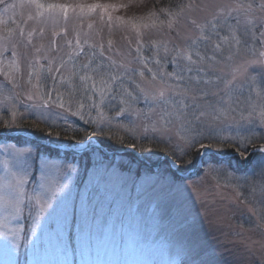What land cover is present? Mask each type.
Listing matches in <instances>:
<instances>
[{
	"label": "rangeland",
	"instance_id": "rangeland-1",
	"mask_svg": "<svg viewBox=\"0 0 264 264\" xmlns=\"http://www.w3.org/2000/svg\"><path fill=\"white\" fill-rule=\"evenodd\" d=\"M44 2L70 6L104 4L115 7H110L107 12L99 9L89 12L87 7L81 12L80 7H69L67 19L62 12L56 10L45 13L46 17L51 18L47 19L46 24L38 25L35 21L27 20L28 15L34 13V9L19 7L21 3H26V0H5V4H15L17 7L5 12L4 5H0V20L6 21L0 23V34H4L6 28L16 30L17 25L25 27L26 33L33 27H45L44 36L41 38L37 33L33 40L36 46L47 47L55 39L61 46V53H66L76 50V40L79 39L86 52L80 57L79 63L88 59L87 54L91 52L89 45L94 46L97 51L102 45L106 56L137 70L141 68V65L135 62L137 32L142 34L143 47L140 55L153 59L156 55L150 50L153 40L168 43L169 49L173 44L183 48L184 40L176 39L175 33L180 31L181 37L193 35L190 29L169 30L166 17L161 15L157 19L151 15L158 13L162 7L179 3L180 0L170 2L172 4H157V7L149 9H146L145 5L144 8H139L138 12L131 11L130 5H144V0ZM109 16L112 17L110 22ZM13 20L16 21L15 24L12 23ZM53 32L58 35L53 37ZM68 41H71L72 49H69ZM249 46L254 47L256 55L264 50L259 43L253 46L251 39ZM6 55L10 56V53ZM160 55H164L163 50ZM172 55L174 53L169 54V60ZM224 55H228L227 45ZM253 58L251 51L242 45L232 63L235 66ZM149 66L154 70L156 68L154 64ZM160 67L165 71H173L171 65L162 64ZM259 70V65H252L247 73L249 80L246 81L243 76L237 79V110L217 122L215 135L218 139L202 140V143L212 146L201 149L199 144L191 148L183 145L179 141L175 126L166 134L151 131L145 133L143 125L146 121L143 118L136 119L127 115L115 117V112L118 111L115 105L118 100L113 101L111 105L106 102V116L115 118L110 124L103 126V133L96 130V124H85L78 117L54 104L47 109L26 108V105H39L43 101L36 98L28 101L25 98L29 91L35 95L36 88L33 85L37 84L35 79L32 85L26 83L25 66L23 78L17 77L20 80V88L11 89L9 85L0 90V175L4 174V162L7 161L11 165L16 153L29 148L32 150L30 177H33V174L34 177H39L43 164L51 166L57 160L74 162L79 170L68 180V194L58 200L49 215L45 212L39 220L36 235L32 236V240H35L40 235L41 228H44L46 238L42 247L34 254L32 244H25L22 240L20 249L11 257L0 238V264H10L12 260H18L19 264H181L184 260H187L188 264H264V203H261L260 197V185L264 181L259 175L262 154L248 153L264 146V123H261L257 115L249 117L248 105L244 103L249 95L248 85L252 83L251 77H256L253 88L260 85ZM229 71L224 63L217 66L218 73L231 79ZM134 80L145 88L159 87V82H149L150 74H147L144 80L139 76L134 77ZM0 82H5L3 75H0ZM241 84L243 88L240 87ZM252 98L253 102H259L255 93ZM136 107L143 109L144 105L141 103ZM87 111L85 109V113ZM13 112L16 113L15 118ZM92 115L97 114L92 111ZM151 118L156 119L155 114H152ZM5 121L9 122V126L5 127ZM79 130L87 132L84 141L91 139V145L104 144L106 147L103 146V149L110 153L121 148H128L129 152L125 153L133 154L131 151H135L150 164L141 161L153 172L138 175L137 162L122 156L123 152L120 151L106 158L100 155L101 151L91 147L87 155L82 153L79 156L66 157L62 154L51 157L49 153H40L30 143L19 144L3 137V134L37 132L41 136L49 137H38L40 141L66 145L75 150L79 149L76 147L77 143L68 145L65 140L75 136ZM93 131H96V134L89 136ZM221 140L223 142H220ZM178 143L186 154L176 147ZM113 148L116 150L111 151ZM237 148L246 152L249 157L247 163L241 159ZM203 150L205 152L201 158L202 164L197 170V173L200 171L199 175L196 173L181 181H169L165 177L164 161L168 163L169 168L173 166L178 169V163H172L173 158L186 159L185 165L191 166V156L195 152L199 159ZM173 152L176 153L175 157ZM254 154L257 155L251 157ZM164 156L168 159L162 158ZM209 156L218 157L219 163L211 160L203 162V159ZM219 156L228 157L220 159ZM198 159L189 171L197 167ZM239 165L245 168L240 173L231 170L234 167L239 172ZM36 182V179H30L26 190L31 192ZM178 185L183 187L180 193L176 191ZM32 221L33 218L28 216V209L25 208L18 223L11 226H22V237L29 236L31 234L28 232V226ZM49 225L55 231L49 233ZM57 232L65 234L66 238L70 234L71 250L68 252H64L55 243H48L47 236L54 239Z\"/></svg>",
	"mask_w": 264,
	"mask_h": 264
},
{
	"label": "snow or ice",
	"instance_id": "snow-or-ice-1",
	"mask_svg": "<svg viewBox=\"0 0 264 264\" xmlns=\"http://www.w3.org/2000/svg\"><path fill=\"white\" fill-rule=\"evenodd\" d=\"M0 5H4L5 12L17 7L15 4H5V0H0ZM19 7L34 9V13H30L27 20L44 25L47 19L51 18L46 17L45 13L56 10L62 12L67 19L69 7H80L81 12L85 7L89 12L97 9L107 12L110 7L115 6L104 4L70 6L45 3L44 0H26V3H21ZM151 15L157 19L161 15L166 17L169 30L190 29L193 35L181 37L180 31L175 33L176 39L184 40L183 48L173 44L169 49L168 43L153 40L150 46V50L156 53L153 59L140 55L143 47L142 34L137 32L135 62L141 65L139 70L129 68L124 63H117L111 56H106L102 45L98 51L89 45L91 52L87 54L88 59L84 63H79L80 57L86 54L79 39L76 40V50L61 53V46L55 39L47 47L36 46L33 43L37 33L41 38L44 36L45 27H33L27 33L25 27L21 25H17L16 30L6 28L4 34H0V75H3L5 81L0 82V90L9 85L11 89L20 88V80L17 77L23 78V69L26 66V83L32 85L35 79L37 84L33 85L36 88L35 95L29 91L25 98L28 101L34 98L43 101L39 105H26V108L47 109L54 104L70 115L78 117L85 124H96V130L101 133L103 126L106 123L110 124L115 117L127 115L136 119L143 118L146 121L143 125L145 133L151 131L166 134L175 126L179 141L183 145L191 148L199 144L203 149L212 145H206L201 141L218 139L215 135L217 132L215 125L229 113H235L239 106L236 99L237 79L243 76L246 81L249 80L247 75L249 67L259 65L260 85L253 88L252 84L256 82V77H251L252 83L248 85L249 95L244 103L248 105L249 117L257 115L261 123H264V50L256 55L254 47L249 46L251 39L253 46L259 43L264 47V0L229 2L180 0L179 3L162 7L158 13L154 12ZM108 19L110 22L112 17L109 16ZM0 23L6 21L0 20ZM12 23L15 24L16 21L13 20ZM52 35L55 37L58 33L53 32ZM225 45L228 46L227 56L224 55ZM242 45L251 51L254 58L233 66V57L238 54ZM68 47L72 49L71 41H68ZM161 50L163 56L160 55ZM108 51H111V41ZM8 53L10 56L6 55ZM170 53L174 55L169 60ZM221 63L230 69L228 75L231 79L217 72V66ZM150 64L156 66L155 70L149 66ZM162 64L171 65L173 71H165L160 67ZM147 74H150V83L159 82L158 88H145L134 80L136 76L144 80ZM240 87L243 88V84ZM253 93L259 98V102H253ZM117 100L118 104L115 107H118V111L115 112V117L106 116L104 111L106 102L111 105ZM141 103L144 108H137L136 106ZM85 109L88 110L87 113ZM92 111L97 115L93 116ZM152 114H155L156 119L151 118ZM15 115L13 112L14 118ZM243 118L242 116L241 119ZM4 124L5 127L9 126L7 121ZM95 134L96 131H93L89 136ZM76 147L83 149L87 155L91 139L77 142ZM176 147L184 153L180 143ZM258 151L262 154L259 175L264 181V146H260ZM237 152L244 163H247L249 157L246 152L240 151L239 148ZM172 155L175 157L176 153L173 152ZM31 160L30 148L18 152L14 155L11 165L7 161L4 162V174L0 175V238L11 257L20 249L22 240L25 244H32L34 254L42 247L46 238L44 228H41L40 235L32 240V236L36 235L39 220L45 212L49 215L58 200L68 194V180L79 170L74 162L57 160L51 166L43 164L39 177H34V174L30 177ZM172 163H175V159ZM32 178L37 182L29 192L26 186ZM182 190V185L176 186L177 193ZM260 197L261 203H264V183L260 185ZM25 208L28 209V216L32 217L33 221L28 226L31 235L22 237L24 228L11 225L18 223ZM177 211H180L179 207ZM53 231L55 229L49 225L48 232ZM47 240L48 243H55L64 252L71 250L70 234L66 238L65 234L57 232L54 239L47 236ZM10 264H19V261L12 260Z\"/></svg>",
	"mask_w": 264,
	"mask_h": 264
},
{
	"label": "trees",
	"instance_id": "trees-1",
	"mask_svg": "<svg viewBox=\"0 0 264 264\" xmlns=\"http://www.w3.org/2000/svg\"><path fill=\"white\" fill-rule=\"evenodd\" d=\"M176 0H160V1H156V0H144V5H130L131 7L129 8V9H131V11H139L138 9L139 8H144V6L146 5V9H149L150 7H157V4H167V3H170V2H172V3H174ZM178 1V0H177ZM172 3H170V4H172ZM32 134H34L37 138L39 137H41V138H43L44 136H41L40 135V133L38 134L37 132H31ZM76 135L75 136H73L72 138H70V139H67V140H65L66 141V144H68V145H73L74 143L76 144L77 142H79V141H81V140H85L86 139V137H87V132L86 131H81V130H79V131H77V133H75ZM44 139H49V137H44ZM7 141H13V142H16V143H19V144H22L23 142H27V143H30V144H32L33 146H35L37 149H38V151L40 152V153H49V155L52 157H55V156H59V152L58 151H53V150H51V149H49V148H47V147H45L44 148V146H41V145H39V144H37L36 142H34V141H32V140H30V139H27V138H24V137H17V138H15V139H13V140H7ZM102 147L104 146V147H106L104 144H100ZM45 150V151H44ZM116 150V148H113V149H111V151H115ZM121 150H124V148H121V149H119V151H121ZM137 151H138V149H136ZM139 152V151H138ZM101 156L102 155H104L103 153L102 154H100ZM121 155V154H120ZM257 154H254V155H252L251 157H254V156H256ZM65 156L66 157H73V155L72 154H70V153H65ZM105 156V155H104ZM104 156H102V157H104ZM122 156H124V157H127V158H129V159H132V160H134L135 162H137V167H136V172H137V174L139 175V174H150V173H152L153 172V170L151 169V168H149L147 165H145L144 163H142L134 154H130V153H123L122 154ZM106 157V156H105ZM107 158V157H106ZM218 157H213V156H209L207 159L205 158V159H203V162H209V160H211V161H214V162H218L219 163V159H217ZM173 159H175V161L178 163V170H179V172H183V174L184 173H186L187 171H189L191 168H193V166L195 165V163L197 162V159H198V155H197V153L195 154V152H194V154L191 156V166H186L185 165V160L186 159H177V158H173ZM229 162H230V159L228 160ZM163 165H164V167H165V169H166V171H165V177L169 180V181H176V180H183V178H181L178 174H176L174 171H172V169L171 168H169L170 166L168 165V163L166 162V161H164L163 162ZM231 170L232 171H234L235 173L237 172V173H240V171L238 172V169L237 168H234V167H232L231 168ZM200 174V171H198V173H197V175H199ZM181 264H188L187 263V260H186V262H185V260L184 261H182L181 262Z\"/></svg>",
	"mask_w": 264,
	"mask_h": 264
},
{
	"label": "water",
	"instance_id": "water-1",
	"mask_svg": "<svg viewBox=\"0 0 264 264\" xmlns=\"http://www.w3.org/2000/svg\"><path fill=\"white\" fill-rule=\"evenodd\" d=\"M2 135V134H0ZM5 136L7 137H10V138H13V137H16V136H19V135H22V136H25V137H28L36 142H38L39 144L41 145H44V146H47L49 148H52V149H59L61 151H64V152H69L75 156H79L81 155L82 153H84V150L83 149H72L71 147H68L66 145H55V144H52V143H47V142H44V141H40L38 139H36L32 134L30 133H27V132H22V133H15V134H4ZM91 147H95V148H98L100 151L103 152V154H105L107 157H111L112 155L116 154V153H119V151L117 152H113V153H110V152H107L105 151L101 146H97V145H91ZM90 147V148H91ZM89 148V149H90ZM259 148H255L253 150H250L248 153L251 154V153H260L258 151ZM125 153V152H129L128 148L124 149V150H121L120 153ZM140 161L144 162L145 164L147 165H150L147 161H145L143 158L140 157V155L138 153H136L135 151H131ZM205 150L201 151L200 153V156H199V159H198V164H197V167L189 172H186V173H181L179 172V170L177 168H174L173 166L172 169L176 172V174H178L181 178L183 179H188L190 177H192L193 175H195L197 173V170H198V167L201 166V158H202V155L204 154ZM233 155V154H232ZM231 155V156H232ZM234 155H236V153H234ZM228 156H219L220 159H225L227 158ZM162 158H166L168 159L166 156L162 157ZM245 165V164H244ZM240 166V165H239ZM156 168V166H155ZM245 168L243 166V168L240 166V169L239 171H243Z\"/></svg>",
	"mask_w": 264,
	"mask_h": 264
},
{
	"label": "bare ground",
	"instance_id": "bare-ground-1",
	"mask_svg": "<svg viewBox=\"0 0 264 264\" xmlns=\"http://www.w3.org/2000/svg\"><path fill=\"white\" fill-rule=\"evenodd\" d=\"M3 137L5 138V140H6V139H7V140L10 139V137L5 136L4 134H3Z\"/></svg>",
	"mask_w": 264,
	"mask_h": 264
}]
</instances>
